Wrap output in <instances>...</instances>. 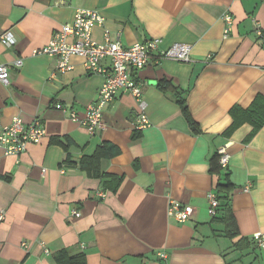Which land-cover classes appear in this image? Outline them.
<instances>
[{
    "label": "crops",
    "instance_id": "obj_1",
    "mask_svg": "<svg viewBox=\"0 0 264 264\" xmlns=\"http://www.w3.org/2000/svg\"><path fill=\"white\" fill-rule=\"evenodd\" d=\"M83 9L105 18L94 29L97 42L109 31L125 47L152 38L164 49L191 46L190 62L154 57L138 74L150 127L137 129V100L122 92L105 108L104 129L91 136L70 114L84 115L104 77L88 74L79 57L62 73L58 57L33 55ZM225 15L234 19L227 38ZM255 23L264 29V0H0V33L17 40L0 45V62L11 66L10 84L0 82V123L20 117L47 130L18 157L0 149V264H56L62 250L84 254L86 264H264L254 239L264 236V126L250 140V124L225 135L234 106L247 109L264 97V38ZM162 79L186 92L187 111L159 89ZM67 139L68 151L55 142ZM104 143L121 151L101 162L119 186L79 164ZM222 147L230 160L219 175ZM222 184L230 186V212L220 202L213 217L208 195ZM171 202L193 207L188 221L169 217Z\"/></svg>",
    "mask_w": 264,
    "mask_h": 264
},
{
    "label": "built area",
    "instance_id": "obj_2",
    "mask_svg": "<svg viewBox=\"0 0 264 264\" xmlns=\"http://www.w3.org/2000/svg\"><path fill=\"white\" fill-rule=\"evenodd\" d=\"M223 18L226 23L225 38H227L233 30L234 19L230 15H225ZM104 23L105 18L99 11L78 10L74 21L63 25L51 41L35 50L33 55L58 57L57 71L62 73L71 71L73 69L71 59L79 57L83 60L88 74H100L104 77L105 80L99 90L97 100L87 106L84 115L81 117L75 112L70 114V119L83 126L91 136L104 129L105 108L122 92L130 93L136 98L141 113L137 129L142 131L150 127L151 123L146 114L147 105L143 99V85L138 79V74L151 66L154 57L158 61L190 62L191 46L178 43L164 49L161 39L152 38L138 42L131 47H125L119 39L113 41L109 31H105L102 42H97L93 37L94 29L103 26ZM255 33L264 38V29L257 23H255ZM16 43L17 40L10 31L0 33V45L12 48ZM14 66L22 67L23 60L16 61ZM10 70V65L0 62V82L4 85L10 84ZM56 108L66 111L62 105H57ZM46 136L47 130L39 120L27 125L23 119L15 117L8 125L0 123V149L6 156L18 157L24 154L30 145L41 144ZM218 154L220 165L226 170L230 160L227 148L222 147L218 150ZM45 173L44 170L43 174ZM99 196L106 197L104 194ZM208 200L209 213L214 217L217 214L219 202L213 193L208 195ZM193 211L190 205L171 202L168 215L180 223H185L192 216ZM74 216L80 217L81 214L75 211ZM4 219L5 214L2 212L0 221ZM254 239L259 247L264 248V236L256 234Z\"/></svg>",
    "mask_w": 264,
    "mask_h": 264
},
{
    "label": "trees",
    "instance_id": "obj_3",
    "mask_svg": "<svg viewBox=\"0 0 264 264\" xmlns=\"http://www.w3.org/2000/svg\"><path fill=\"white\" fill-rule=\"evenodd\" d=\"M158 87L164 93L172 95L175 102L179 104L184 111H187L186 92L180 91L173 84V82L168 79H162L161 81H159ZM230 115L232 117L233 123L230 128L226 131L225 135L230 136L241 126L245 124H250L253 127V130L247 140L252 139L264 126V97L262 95H258L251 104V106L247 109H243L239 105L234 106L230 111ZM189 124L194 130H197L198 124L193 120V118H190ZM55 142L61 144L66 151H68L69 147L72 146V142H70L68 139L66 140L65 144L59 140ZM120 153L121 151L118 147L110 143H104L103 145L97 148L96 152L92 156H84L80 160L79 164L81 166V169L86 171L90 177L98 179L104 177H111L113 181H117V185L119 186V184L121 183V179H116L115 177L104 174L101 170V162L103 160L115 158ZM66 159V162L70 161V155L68 152ZM215 163L217 166L216 173L220 175L224 171V169L220 165V155L218 153L215 156ZM229 188L230 186H228L227 184L218 185L217 187L218 195L216 197L219 203L225 202V213L230 212V207L228 204L230 194ZM233 235L235 234L231 230L230 236ZM56 264H86V258L84 254L80 253L72 256L67 250H62L56 256Z\"/></svg>",
    "mask_w": 264,
    "mask_h": 264
}]
</instances>
